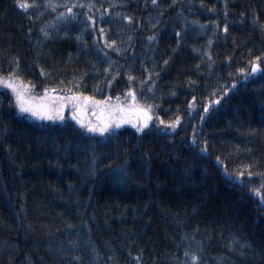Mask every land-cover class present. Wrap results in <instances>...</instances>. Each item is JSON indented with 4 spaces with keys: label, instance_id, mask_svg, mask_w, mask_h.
Here are the masks:
<instances>
[{
    "label": "trees",
    "instance_id": "trees-1",
    "mask_svg": "<svg viewBox=\"0 0 264 264\" xmlns=\"http://www.w3.org/2000/svg\"><path fill=\"white\" fill-rule=\"evenodd\" d=\"M37 2L29 16L0 0V75L19 57L31 96L152 104V119L90 141L67 110L30 119L0 86V264H193L186 250L197 264H264V0H84L67 23L56 13L72 0Z\"/></svg>",
    "mask_w": 264,
    "mask_h": 264
},
{
    "label": "snow or ice",
    "instance_id": "snow-or-ice-1",
    "mask_svg": "<svg viewBox=\"0 0 264 264\" xmlns=\"http://www.w3.org/2000/svg\"><path fill=\"white\" fill-rule=\"evenodd\" d=\"M14 6L23 12L29 14V16L32 15L34 11L39 12L41 10V5L37 2V0H13ZM84 0H72V3L65 2L63 5V11L56 13V19L57 21H62L64 23H67L71 20H74L78 16V12L74 11V8L77 5L83 6ZM152 3L155 4L156 0H152ZM44 6L47 8L55 9L56 4L55 0H44ZM86 8H94L95 5L92 3V0H89L88 4L85 6ZM114 4H109L108 7L104 8L103 11L100 13L101 18H104L105 13L108 12V8H114ZM225 11H227L225 9ZM114 15H120L119 12H114ZM84 16L87 21H94V16L89 15L86 11L84 13ZM124 20H131L132 17L129 15H123ZM193 24H199L198 20H193ZM214 23V22H213ZM89 25L85 24V27H88ZM227 25H225V28ZM95 30V29H94ZM31 31V29H29ZM40 32L44 36H48L50 32L47 30V25L41 26ZM99 35L101 39L105 40V45L107 48H114L116 45L115 40H107L104 34V28L103 26L99 29ZM155 34H152L148 37L149 40L154 38ZM177 36H179V30H177ZM79 39L80 37L77 36ZM115 51L120 52L121 49L119 47L114 48ZM107 55V53H105ZM167 61H165L166 63ZM111 63V61L109 62ZM19 67V57L16 58V65L13 68L12 72H9L7 76L0 75V86H5L6 88L11 90L12 100L9 101V104L11 105L14 101L15 107L20 112H28L32 116L42 118V119H60L63 120V104H53L50 102H41L37 103L36 101H46L49 93V89L46 87L43 89L44 95L40 97H34L29 94V89L32 87V85L25 83L18 75H14V72ZM259 68V64L252 62L251 63V71L255 73L257 69ZM105 73L109 72L110 69L106 67L104 69ZM239 72L245 73V68H239ZM41 74L43 75L45 73V69L41 67L40 69ZM147 79V77H145ZM132 80V77L129 76V81ZM111 83V81H109ZM142 83V82H141ZM232 84L235 85L236 81L233 80ZM228 88H224L223 92H227ZM127 92L131 95L132 100H136V93L133 91L132 88H128ZM223 92L221 95H223ZM119 96V93L117 94ZM58 100H63V97L57 96ZM105 99H109L108 97H105ZM195 97H193V100ZM215 101H219L220 97L216 96ZM68 101L72 102L74 101V107L76 109V112L73 114V118L76 120V122L80 125V128L83 130V132H86L89 134L86 139H89L90 141H104L106 142L107 138H110L112 136L117 135V132L115 131L122 123L125 122V119L122 115L126 111L125 107L123 105H120L118 102L115 104H109L105 105L102 101H97L95 97H89L86 94L83 93H77L72 92L70 93V96L68 97ZM80 101H84L85 103L91 101L94 105H96L99 109L97 112V107L93 108V113L96 115V119H88L85 120L83 118L82 113L84 112V109L81 107ZM213 103V101H209L208 103L203 104V108L205 112L209 109V104ZM189 106L194 107L192 104V101H189ZM153 105L152 104H145L143 106L137 104L134 109H129L132 111L137 112L139 115L137 117V120L135 122L129 120V123H133V127H135L136 132L139 133L141 130H143L149 123V120L152 119L151 109ZM203 116V114H202ZM181 116L176 115L174 119L169 120H160L159 123L165 124L167 126H170V128H176L177 124L181 121ZM195 137H192L193 143H195ZM201 151H206V147L202 146ZM217 161L220 160L219 157L216 158ZM97 163V155L95 154L94 150L91 155L90 160V171L94 172L95 164ZM109 164H111V161H109ZM244 167H250L249 165H245ZM118 180H123L126 178V164L122 163L119 166H117L115 169L112 170ZM225 175L228 174L227 168L224 169ZM243 173L240 171H237L235 173L234 177H231L236 182L243 183L241 180ZM249 177L253 176V173L250 171L247 173ZM253 192L256 194H259L261 192V187H256L253 189ZM260 202L261 206L264 207V195L260 196ZM69 245H75L76 241L69 240ZM229 247H233L232 243L229 242ZM242 255V253H241ZM185 256L190 257V260L193 262V264H197L199 258L196 255L195 252L189 253L187 250L185 251ZM79 256H74L73 261L75 264V261H79Z\"/></svg>",
    "mask_w": 264,
    "mask_h": 264
},
{
    "label": "rangeland",
    "instance_id": "rangeland-1",
    "mask_svg": "<svg viewBox=\"0 0 264 264\" xmlns=\"http://www.w3.org/2000/svg\"><path fill=\"white\" fill-rule=\"evenodd\" d=\"M5 87V86H4ZM57 96L59 95H54V94H48L47 100L46 101H39L37 100V103H41V102H50L53 104H63V114L65 113V111L67 110L69 113H71V115H69V119L75 123L77 126L80 127V125L76 122V120L73 118V114L76 112L74 105V101L69 102L68 101V97H63V96H59V97H63V100H58ZM36 97H40V96H36ZM51 100H50V99ZM105 105H109V104H115L117 102H110V101H104L103 102ZM120 105H123L126 109V111L120 115H122L125 119V122L122 123L117 129L123 128V127H133V123H129L128 121L131 120L133 122H135L137 120L138 117V113L129 109H134L133 105L130 102L126 103H120L118 102ZM81 107L84 109V112L82 113L83 118L85 120L88 119H92L95 120L96 119V115L93 113V108L97 107L96 105L93 104V102L89 101L87 103H85L84 101H80ZM131 105V106H130ZM99 111L98 107H97V112ZM30 119H37L38 117L32 116L30 113H28L27 115ZM116 129V130H117Z\"/></svg>",
    "mask_w": 264,
    "mask_h": 264
}]
</instances>
